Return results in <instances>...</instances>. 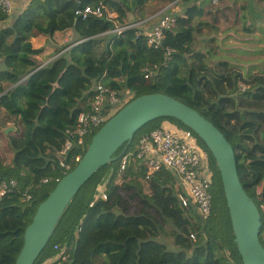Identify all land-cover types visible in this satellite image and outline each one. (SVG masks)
Instances as JSON below:
<instances>
[{
	"label": "trees",
	"instance_id": "1",
	"mask_svg": "<svg viewBox=\"0 0 264 264\" xmlns=\"http://www.w3.org/2000/svg\"><path fill=\"white\" fill-rule=\"evenodd\" d=\"M176 1L35 0L11 27L0 28V59L9 69L0 72V109L15 127L8 135L2 132L14 156L9 164L0 158V184L16 182L0 197V264L16 263L39 206L76 168V158L85 155L86 150L72 149L66 157L72 170L65 173L59 153L79 115L91 109L96 84L121 96L130 91L134 99L165 94L212 122L232 145L242 185L261 212L264 246V70L241 72L225 61L211 64V54L192 51V35L201 27L195 25L202 12L197 7L177 16L158 49L148 45L143 27L114 33L117 25L146 24V18ZM101 5L116 17L83 19L76 14L78 9ZM155 6L161 8L155 11ZM8 19L0 9V24ZM69 30L75 40L58 51L67 52L39 69L33 57L42 51L33 49L31 39ZM168 120L190 130L170 118L141 129L115 155V161L81 188L36 264L53 258L59 252L55 247L65 245L69 248L65 264H244L221 175L199 137L213 172V211L208 220L182 207L177 180L169 171L147 178L145 171L132 165L119 176L120 154L133 150L141 136ZM102 185L107 200L97 198ZM133 202L140 205L139 210ZM161 236L172 238L175 248L169 249Z\"/></svg>",
	"mask_w": 264,
	"mask_h": 264
},
{
	"label": "water",
	"instance_id": "2",
	"mask_svg": "<svg viewBox=\"0 0 264 264\" xmlns=\"http://www.w3.org/2000/svg\"><path fill=\"white\" fill-rule=\"evenodd\" d=\"M8 71L6 62L2 60L0 72ZM160 118L181 122L209 149L221 175L235 243L243 263L264 264V246L260 239L261 212L242 185L232 145L198 111L165 94L144 95L133 99L93 136L76 168L59 181L39 206L31 225L25 231L24 246L15 264H36L66 209L81 188L102 167L115 161V155L123 146L130 145L141 129Z\"/></svg>",
	"mask_w": 264,
	"mask_h": 264
},
{
	"label": "built area",
	"instance_id": "3",
	"mask_svg": "<svg viewBox=\"0 0 264 264\" xmlns=\"http://www.w3.org/2000/svg\"><path fill=\"white\" fill-rule=\"evenodd\" d=\"M13 8L11 0H0V9L7 15L12 13ZM76 14L83 19L103 18L105 16L113 19L116 17L103 5L78 9ZM177 16L179 15L170 12L160 13V17L157 18L153 27L143 32L150 47L158 49L164 45L165 32L174 27ZM143 23L117 25L114 33L121 35L128 29L138 26L144 27L145 24ZM148 77L146 76V78ZM92 92L91 109L79 115L76 127L67 132L69 138L59 153L61 167L64 168L65 173L72 170L71 164L66 162V157L72 149L77 147L81 150H87L89 138L93 133L99 131L135 97V94L130 91L121 96L117 91L102 84H96ZM119 159V176L124 174L132 165L145 171L147 178L162 170L169 171L177 180L178 199L182 207L194 209L203 220H208L211 217L213 211V172L208 153L200 145L198 136L193 131L176 126L173 128L161 126L160 129L141 136L134 149H125L120 154ZM80 160L81 157L78 156L76 161L79 162ZM47 182L48 180H44V183ZM15 185V181H11L9 184L6 182L0 184V197L7 195L11 191V187ZM29 198L30 196L27 197V199ZM97 198L108 199L105 185L98 188ZM55 250L59 251L57 255L41 264H65L68 260L69 248L66 245L61 248L56 246Z\"/></svg>",
	"mask_w": 264,
	"mask_h": 264
},
{
	"label": "crops",
	"instance_id": "4",
	"mask_svg": "<svg viewBox=\"0 0 264 264\" xmlns=\"http://www.w3.org/2000/svg\"><path fill=\"white\" fill-rule=\"evenodd\" d=\"M14 6V10L12 13L9 15V19L3 23L0 24V28H7L11 27L14 21L18 16H20L35 0H11ZM182 2L179 3L180 5L175 7L176 9L169 10L170 13H173L175 15L181 16L185 14L186 9L190 8L189 4H192L191 7H197L199 11H202L200 16L196 18V20L199 22L198 24L201 25V29H208V28H213L216 26L215 24H222L226 23V28L224 30L225 33V40L232 42L233 39V34L232 31L233 29L236 30L237 33L241 32L238 29L237 22L236 20L238 19L240 24L244 26V32L247 34H251L252 32L255 33L253 30H255L254 27H249V25L245 26L246 23L248 24H253L257 23L259 25V29L261 30L260 34L255 33V37H252V41L256 40L259 41L258 44H263L264 43V0H188L187 2L184 0H181ZM219 4L217 8L212 9V4ZM154 16H150L146 18L145 21L146 24L144 25L143 29L144 30H150L153 25L156 23L157 18L154 19ZM134 19L131 18V22ZM232 25V27L230 26ZM207 29L204 30L203 36H207ZM217 30V28H216ZM243 35V33H242ZM203 37V38H204ZM76 36L73 33L72 30L66 31V32H57L53 36H47V35H37L34 36L31 39V44L33 46V49L35 50H41L42 52L33 57V60L40 66L39 69L45 67L46 65L50 64L53 62L55 59L58 57L64 55L67 52L66 50H63L61 52H58L60 49L64 48L66 45L70 44L75 40ZM208 38V37H205ZM206 41H209L211 46L204 50H200L198 52L201 53H206L207 55H210V62L215 64L218 62L225 61L229 63L231 66L236 67L238 70L241 72H247L252 71L253 74L259 73L264 70V59L261 57L262 56H254L255 60L246 58L245 61L236 59V56H231L230 54L222 51V55H216V53L213 50V44L216 43V39L218 38L216 35H213L209 39H205ZM239 40H241L242 44H249V38L248 39H243L242 36L238 37ZM223 39V38H222ZM261 42V43H260ZM252 48H247V49H241L237 50L236 53L240 52L242 55L246 56H253L255 53H262L264 50V46H254L250 45ZM240 48H243L244 46H239ZM259 48V49H258ZM216 50V49H215ZM231 52V51H229ZM260 57V58H258ZM242 59V58H240ZM2 60L0 59V62ZM238 63H243L244 65H241V67H238ZM255 66V67H254ZM261 66V67H259ZM162 126H166L168 128H173L176 125L171 124L167 121H164L162 123ZM177 127V126H176ZM262 212L264 214V207H262Z\"/></svg>",
	"mask_w": 264,
	"mask_h": 264
},
{
	"label": "rangeland",
	"instance_id": "5",
	"mask_svg": "<svg viewBox=\"0 0 264 264\" xmlns=\"http://www.w3.org/2000/svg\"><path fill=\"white\" fill-rule=\"evenodd\" d=\"M194 1H196V0H194ZM179 3H181L180 0H177L176 2L172 3L174 5L171 4L169 7L165 8V9H162L160 11H158V10H159V8H161V6L160 7L155 6L154 10L158 11V12L156 13V16L154 17V19L160 17V13L168 12L169 10L176 9L175 7L177 6V4H178V6L180 5ZM160 4H162V3H160ZM218 5L219 4H214L213 3L212 4V9H213V7L217 8ZM189 6L191 7L192 4H189ZM170 7H172V8H170ZM168 8H169V10H167ZM196 18H198V17H196ZM236 22H237L236 26H238V29L241 32V34L237 33L236 30L233 29V31H232V34H233L232 42L226 41L225 38H224V36H225L224 30H225L227 24L226 23H222V24L218 23V24H215L216 26H214V24H213L214 29L213 28L212 29L211 28H208V29L206 28L208 33H207V36H205V37H208V38H205L202 35L204 30H206V29H201L200 28L198 33L196 31H194V34L192 35L191 50L198 52L200 50H204V49L208 48L209 46H211V44L209 43V41H207V40L205 41L204 38L205 39H209L213 35H216L218 38L216 39V43L212 45L216 49V50H214L216 55H220V54L222 55L223 54L222 51H224V52L230 54L233 57L236 56V59H239V60H242V61H245L246 58H250V59L255 60L254 56H262V55L264 56V50L262 51V53H255L253 56H246V55H242L240 53V52H242L241 49L252 48L250 45L254 44V46L262 47V46H264V43L263 44H258L259 41H256V40L252 41L251 40L252 37H255L254 35H252L253 32L251 34H247L246 32H244V26H242L240 24L238 19L236 20ZM198 23L199 22L197 20H195V25L196 26H200ZM247 25H249V27H254L255 30H253V31L255 33H259V34L261 33L260 32L261 30L259 29L260 26L257 25V23H253V24L246 23L245 26H247ZM230 26L232 27V25H230ZM216 28H217V30H216ZM242 33H243V35H242ZM255 33H253V34H255ZM239 36H242L244 40L249 38L248 39L249 40V44H247V45L242 44L241 43L242 41L239 40V38H238ZM239 46H244V47L240 48ZM220 50H222V51H220ZM237 50H240V52L236 53ZM229 51H231V52H229ZM240 58H242V59H240ZM258 58H260V57H258ZM261 58L264 59V57H261ZM211 64H213V63H211ZM241 65H244V64L243 63L242 64L238 63V67H241ZM167 122H169L171 124H174L177 127L181 128L180 127L181 125H179L175 121L168 120ZM13 125L14 124L9 122V120L7 119V113L4 110L0 109V158L3 159L4 164L11 163L14 154H13V152L10 151L9 146H8V142L9 141H8L7 137H3L2 132H4L6 135H8L11 131H15V127ZM12 127L14 129H12ZM201 146L203 147L202 143H201ZM132 205H133V207H136L137 210H139L140 205L137 202H133ZM263 238H264V234H263ZM160 241L164 242L169 249H174L175 248L174 243H173V239L170 238V237L161 236L160 237Z\"/></svg>",
	"mask_w": 264,
	"mask_h": 264
},
{
	"label": "clouds",
	"instance_id": "6",
	"mask_svg": "<svg viewBox=\"0 0 264 264\" xmlns=\"http://www.w3.org/2000/svg\"><path fill=\"white\" fill-rule=\"evenodd\" d=\"M89 146V145H88Z\"/></svg>",
	"mask_w": 264,
	"mask_h": 264
}]
</instances>
